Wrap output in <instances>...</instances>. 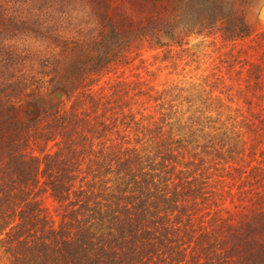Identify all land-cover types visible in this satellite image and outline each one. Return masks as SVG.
Wrapping results in <instances>:
<instances>
[{
  "label": "trees",
  "instance_id": "obj_1",
  "mask_svg": "<svg viewBox=\"0 0 264 264\" xmlns=\"http://www.w3.org/2000/svg\"><path fill=\"white\" fill-rule=\"evenodd\" d=\"M238 1L58 0L62 14L85 10L88 35L95 34L79 48L94 54L76 59L71 54L78 45L62 42L65 54L31 58L28 65L30 58L15 61L23 51L16 53L2 37L25 26V17L56 16L60 9L53 10L54 0H0L4 264H264L263 152L246 150L238 135L219 141L210 134H103L112 108L102 99L113 104L116 93L96 99L77 90L88 73L117 59L115 48L134 41L181 46L197 27L220 32L228 42L249 38ZM191 5V18L183 21ZM45 90H52L53 103L42 111L33 102ZM55 91L66 103L55 100ZM24 96L31 97V117L23 123ZM214 177L220 182L210 183ZM225 179L241 203L233 212L221 209L226 195L217 186ZM43 195L55 203L56 220L42 208Z\"/></svg>",
  "mask_w": 264,
  "mask_h": 264
},
{
  "label": "rangeland",
  "instance_id": "obj_2",
  "mask_svg": "<svg viewBox=\"0 0 264 264\" xmlns=\"http://www.w3.org/2000/svg\"><path fill=\"white\" fill-rule=\"evenodd\" d=\"M54 2L53 10L60 9V13L56 12L58 15L47 13L35 20L25 17V26L18 24L12 29L16 30L12 31L16 32L13 36L10 31L6 34L8 37H2L7 38L4 43L12 45L16 53L23 51L16 62L30 58V65L31 58L65 54L64 47L60 49L62 42H67L70 48L72 44L78 45L71 54L76 59L94 54L91 47L79 48L85 38L95 34L88 35L92 25L89 18H84L85 10L74 13L66 10V14H62V6L58 0ZM237 4V10L251 30L250 37L245 40L228 42L220 32L197 27L187 34L181 46H156L141 40L119 50L115 48L117 59L98 73H88L77 86L78 92L88 91L96 99L98 94L103 97L111 92L117 96L113 104L109 99H102L101 104L107 110L112 108L106 113L109 121L108 126L104 123L103 134H129L131 137L139 134V138L142 134H164L165 137L210 134L219 141L238 135V141L246 150L253 148L257 155L264 153V120L260 121L264 117V20L259 22L257 18L264 0H239ZM192 6L183 21L191 18ZM210 9L213 13L212 5ZM222 13H229L227 6L222 7ZM51 91L45 90L41 98L36 97L35 107L47 111L53 103ZM30 100L31 97L24 96L22 104L19 103L23 123L26 115L30 116L29 103L26 104ZM55 100L62 103L66 97L62 95ZM101 108L97 109L99 115ZM225 167L231 173L230 161ZM210 180V183L220 182L216 177ZM229 185H233L232 182L225 179L217 186L226 195L221 206L223 212H233V207L241 204L240 199L235 200L238 192L228 188ZM227 194L232 195L233 201ZM40 203L47 216L56 220L53 200L43 195ZM0 264H4L1 250Z\"/></svg>",
  "mask_w": 264,
  "mask_h": 264
},
{
  "label": "water",
  "instance_id": "obj_3",
  "mask_svg": "<svg viewBox=\"0 0 264 264\" xmlns=\"http://www.w3.org/2000/svg\"><path fill=\"white\" fill-rule=\"evenodd\" d=\"M263 9H264V6L261 7V9H260V11H259V13H258V17H257V18H258V21H259V22H262V21L264 20V17L262 16ZM59 95H60V98H61L62 94L59 93V92H56L55 95H54V97H55V96H59Z\"/></svg>",
  "mask_w": 264,
  "mask_h": 264
},
{
  "label": "bare ground",
  "instance_id": "obj_4",
  "mask_svg": "<svg viewBox=\"0 0 264 264\" xmlns=\"http://www.w3.org/2000/svg\"><path fill=\"white\" fill-rule=\"evenodd\" d=\"M262 16L264 17V9H263V13ZM57 99H60V95L59 96H55Z\"/></svg>",
  "mask_w": 264,
  "mask_h": 264
}]
</instances>
